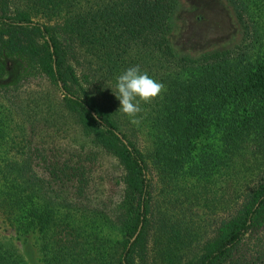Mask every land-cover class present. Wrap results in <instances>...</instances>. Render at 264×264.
<instances>
[{
    "label": "trees",
    "instance_id": "16d2710c",
    "mask_svg": "<svg viewBox=\"0 0 264 264\" xmlns=\"http://www.w3.org/2000/svg\"><path fill=\"white\" fill-rule=\"evenodd\" d=\"M225 1L240 42L183 55L180 0H0V97L21 133L0 116V225L12 233L0 234V264H28L14 243L28 236L42 264H264V0ZM134 65L164 85L136 125L114 94ZM35 78L56 97L17 104ZM68 133L75 151L40 147ZM101 157L117 166L118 197ZM156 178L183 179L193 200L213 195L214 229L195 226L193 202L184 215L162 210Z\"/></svg>",
    "mask_w": 264,
    "mask_h": 264
},
{
    "label": "rangeland",
    "instance_id": "374dc122",
    "mask_svg": "<svg viewBox=\"0 0 264 264\" xmlns=\"http://www.w3.org/2000/svg\"><path fill=\"white\" fill-rule=\"evenodd\" d=\"M176 14V19L174 20L175 31L173 33V43L177 50L183 55H194L197 52L206 50L232 47L240 42L241 33H239V23L233 16L230 5L225 0H180L179 9ZM39 90L50 91L53 98L54 95L56 97L57 94L54 89L48 87L44 80L35 78L21 85L12 96L17 97L16 103L20 104L21 100L28 97L27 94H32ZM5 105L9 107L7 101L0 97V116L11 118V120H5L6 131L11 137L15 138L17 135H21L18 130L19 120L16 114L15 116L8 115V113L3 110ZM38 130L39 129L34 130V135L36 134V136L41 138L45 137L44 135H46L47 130ZM33 133L30 132L29 135ZM49 133L51 134L50 131ZM75 139L74 133H68L67 137L63 138L61 136L56 137L54 143L46 138L43 140L40 139L42 142L40 147L49 148L53 146L64 151H75ZM142 139L145 140L143 136ZM80 142L83 143L82 140H78V143ZM97 167L102 176L107 175L108 177V180H105L103 185L107 192L112 194V196L118 197L121 191L119 186L121 183H118L119 172L117 171V166L114 161H112L110 157H101V162L99 161ZM151 176L152 175H150V177ZM154 181V196L156 197V201H161L163 197L166 199V208L162 207V210H166L167 213L169 212V216L174 217L172 214L184 215L185 212L189 213V205L193 202L195 205L191 207V210L193 212L192 215L195 220V226L200 227V232H203L205 230V223L207 224L209 220H212L210 224L212 228L210 231L214 229V222L217 220L219 214H212L211 210L217 212L216 202L209 204L210 209H206L204 206L206 199L211 198V196L213 197V195L209 197V195L202 193L200 196L201 192L196 190L193 193L195 194L196 192L198 195L193 200V196L191 195L192 188L190 184L183 179L179 181H170V183L165 186V183L158 181L157 178L154 179ZM164 187H166V190L163 189ZM163 191L164 196L161 195ZM208 213L213 215L210 219H207ZM3 229H5V227L0 225L1 235L9 237L12 235L9 230ZM208 233L210 236L211 233ZM34 242L35 236H28L15 240L14 243L19 248L20 253L28 264H42L38 252L34 247Z\"/></svg>",
    "mask_w": 264,
    "mask_h": 264
},
{
    "label": "clouds",
    "instance_id": "9594fccd",
    "mask_svg": "<svg viewBox=\"0 0 264 264\" xmlns=\"http://www.w3.org/2000/svg\"><path fill=\"white\" fill-rule=\"evenodd\" d=\"M117 93L120 102L119 111L129 116L130 123L139 124L138 114L142 111L141 103H151L162 94L164 85L143 72L139 65L128 67L116 78ZM99 119V117H95Z\"/></svg>",
    "mask_w": 264,
    "mask_h": 264
},
{
    "label": "water",
    "instance_id": "95a60500",
    "mask_svg": "<svg viewBox=\"0 0 264 264\" xmlns=\"http://www.w3.org/2000/svg\"><path fill=\"white\" fill-rule=\"evenodd\" d=\"M50 50H51V52H52V49H50ZM59 88L61 89V85H60V84H59ZM62 92H63V91H62ZM63 93H64V92H63ZM124 144H125V143H124ZM140 229H141V225L139 226L138 231L136 232L135 236L132 238V240H131L130 243H132V242L136 239V237H137V235H138Z\"/></svg>",
    "mask_w": 264,
    "mask_h": 264
}]
</instances>
